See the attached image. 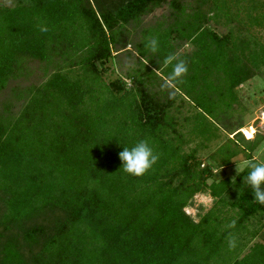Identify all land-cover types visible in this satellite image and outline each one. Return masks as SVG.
Masks as SVG:
<instances>
[{"label": "trees", "instance_id": "1", "mask_svg": "<svg viewBox=\"0 0 264 264\" xmlns=\"http://www.w3.org/2000/svg\"><path fill=\"white\" fill-rule=\"evenodd\" d=\"M238 1L0 5V92L30 79L29 66L40 72L37 84L9 87L0 114V264H264V245L230 257L224 244L246 218L264 219V205L243 184L248 170L234 180L212 173L240 153L250 159L264 140H244L230 114L235 88L264 66V47L208 28L221 17L242 29ZM163 5L169 19L142 27ZM244 9L248 25L264 26V0ZM149 38L158 40L155 53ZM183 43L190 52L176 51ZM122 51L138 67L128 83H104L105 65ZM171 53L188 63L182 82L169 80ZM142 139L160 158L145 175H128L118 154ZM203 193L213 205L193 222L183 209ZM223 206L237 209L234 228L223 227ZM258 235L264 239V222Z\"/></svg>", "mask_w": 264, "mask_h": 264}, {"label": "rangeland", "instance_id": "2", "mask_svg": "<svg viewBox=\"0 0 264 264\" xmlns=\"http://www.w3.org/2000/svg\"><path fill=\"white\" fill-rule=\"evenodd\" d=\"M234 1V0H233ZM15 0H0V5L5 6H13ZM239 3V4H238ZM237 8L239 10L238 19L242 20V29L240 27L235 28L232 24H228L224 18H216V24H209L208 28L215 30V32L219 35L224 34L227 31H230L232 34V38L242 37L244 39L249 40L251 42L250 46H258L262 45L264 47V26L261 24H253L248 25L246 19L244 17L245 7L248 5V0L238 1ZM229 12H234V5H232L231 1L227 3ZM170 10L165 6H161L160 8L155 9L153 12L149 13L146 17L142 19L143 25L142 27H148L156 24L157 22H163L164 19H167L169 16ZM258 13V11H252L251 16ZM169 19V18H168ZM244 28V29H243ZM192 49L189 43H183L176 50L179 53H188ZM126 50L133 51L132 48H126ZM138 67L137 61L135 57L132 55H126L124 51L119 53L116 59L108 62L105 65L103 73L101 74V79L104 83L111 82L116 78L123 80L128 83L129 76H131L134 72V69ZM29 70H32L31 78L27 79V81L19 80V82L9 83L7 88L0 92V114L3 113V102L8 99L9 96H12L11 90L9 87L16 83L17 85L23 86L28 85L32 82L36 84L40 81V72L39 69L36 68L35 65L29 66ZM235 93L237 97V105L233 111L230 112L233 121H237L242 125L241 129H245L247 132L251 131L250 139L254 137L255 134L264 137V103L262 97L264 95V66L259 68V73L256 74L253 78L248 81H245L241 85L235 88ZM15 106L12 108V112H16L18 110V106L20 105L18 102L14 103ZM188 109L187 106L183 108L181 111L183 115H185V110ZM233 135V134H232ZM229 135V138L232 137ZM240 135L245 140L247 139L241 131ZM214 145V144H213ZM213 145L209 146L211 150ZM194 147V141L188 142L186 145L182 147V151L185 153H189L190 149ZM209 149H202L197 151V156L202 158L205 154L208 153ZM255 160L257 162H264V140H262L254 149V151L250 154V159H246L245 156L240 153L236 157L231 160V164L228 167L222 168L220 170L213 169V179L214 181H218L221 179H229L232 180L237 175L236 173V165L240 168L241 171L244 169L246 162ZM202 167V166H200ZM240 171V172H241ZM209 182V181H208ZM233 199V197H230ZM213 205V198H211L207 193L196 194L192 197L189 204L183 209V212L191 218L193 222H197L199 217L208 211ZM221 211L225 217L230 218L228 222L223 226L224 228H228L227 225L234 221L237 216V209L231 208L229 206H223ZM264 222V219H258L257 217H249L243 220L240 223L238 229H230L231 232L236 237V247L233 249L229 248L227 237L224 239L225 248L230 250L229 256L234 257L235 255L245 253L249 247H252L257 244L264 245L263 238L261 239L258 235L259 226ZM221 228V229H224Z\"/></svg>", "mask_w": 264, "mask_h": 264}, {"label": "clouds", "instance_id": "3", "mask_svg": "<svg viewBox=\"0 0 264 264\" xmlns=\"http://www.w3.org/2000/svg\"><path fill=\"white\" fill-rule=\"evenodd\" d=\"M48 29L41 27L40 31L45 32ZM145 47L155 53L158 50V40L149 38ZM164 63L172 66V71L169 73V80L173 82H182V77L188 72V63L185 60L179 59L176 54H169ZM119 159L122 162V169L126 174L140 177L145 175L158 162L160 156L146 140L138 141L133 147H124L119 152ZM247 175L243 178V184H246L252 189L253 203L264 205V162L251 160L246 162ZM240 168L236 165V173L240 174ZM235 178H233L234 180ZM228 228L235 227V221H231ZM228 245L230 249L236 247V237L228 233Z\"/></svg>", "mask_w": 264, "mask_h": 264}, {"label": "bare ground", "instance_id": "4", "mask_svg": "<svg viewBox=\"0 0 264 264\" xmlns=\"http://www.w3.org/2000/svg\"><path fill=\"white\" fill-rule=\"evenodd\" d=\"M240 131H241V133H242L244 136L247 137V139H250V133H251V131L247 132L245 129H241Z\"/></svg>", "mask_w": 264, "mask_h": 264}, {"label": "built area", "instance_id": "5", "mask_svg": "<svg viewBox=\"0 0 264 264\" xmlns=\"http://www.w3.org/2000/svg\"><path fill=\"white\" fill-rule=\"evenodd\" d=\"M264 98V97H263Z\"/></svg>", "mask_w": 264, "mask_h": 264}]
</instances>
